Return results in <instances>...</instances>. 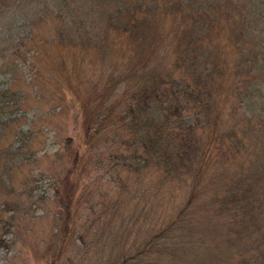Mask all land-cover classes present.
Listing matches in <instances>:
<instances>
[{"label": "rangeland", "instance_id": "1", "mask_svg": "<svg viewBox=\"0 0 264 264\" xmlns=\"http://www.w3.org/2000/svg\"><path fill=\"white\" fill-rule=\"evenodd\" d=\"M61 1L65 0H0V264L254 262L264 251L259 231L242 237L239 224L221 219L211 224L194 220L186 229L176 228L159 242L145 244L156 220L177 213L185 201V188L173 200L160 197L153 210H147V197H126L128 188L143 190L150 185L146 174L139 182L128 168L114 169L105 156L119 145L126 130H117L110 119L101 125L95 145L86 135L91 121H102L110 111L119 116L126 109L135 82L132 69L157 65L166 73L178 58L177 75L196 69L197 59L204 56L218 61L221 81L212 88L218 107L225 114L237 107L238 116L258 118L264 113V0H246L254 4L250 7L256 8L259 19L244 25L243 0H233L236 5L211 0L230 11H216L210 37L194 49L182 39L188 21L177 16L170 0H157L151 42L139 44L112 29L111 43L102 52L51 39L53 20L42 10H53ZM68 2L76 12L103 9L95 0ZM153 2L146 0V10ZM97 15L93 22L101 28L98 11ZM30 24L37 32L31 39L25 36ZM7 46L11 48L6 50ZM14 47L19 53H12ZM14 59L18 69L8 64ZM78 151L84 156L76 162L72 154ZM61 173L66 175L63 181L58 179ZM118 174L126 178L125 185ZM58 184L64 196L75 184L81 200L73 233H65L61 224L56 227L61 209ZM207 202L201 199L199 209ZM98 222L96 234L92 229Z\"/></svg>", "mask_w": 264, "mask_h": 264}, {"label": "trees", "instance_id": "2", "mask_svg": "<svg viewBox=\"0 0 264 264\" xmlns=\"http://www.w3.org/2000/svg\"><path fill=\"white\" fill-rule=\"evenodd\" d=\"M95 1L103 8L101 13L97 10L98 20L103 24L101 28L97 26L98 21L93 22L98 16L97 11L92 13L93 8L87 12H76L71 10L68 0L56 3L53 10L43 8L42 13L53 20L51 39L83 48L96 47L102 52L106 44L111 43L109 38L112 29L117 30L119 36H126L132 41L139 40V44L146 40L151 42L152 37H155L157 0L147 10L144 6L146 0ZM170 1L173 4L171 8L178 12L177 16L182 21H188L182 39L193 49L210 37L216 22V11H230V7L217 5L211 0H187L184 3L181 0ZM232 1L226 0L236 5ZM252 5L243 0L242 6L245 9L241 11L247 17L243 25L259 19L255 16L256 8L250 7ZM239 25L242 27L241 23ZM35 33L33 24H30L25 36L31 39ZM15 47L13 54L20 51ZM5 48L7 50L11 47ZM180 60L178 58L166 73L157 65L147 69L144 64L141 69H132L135 82L130 84L132 92L126 109L119 116L114 117L110 111L102 121H91L86 135L89 144L95 145L105 120L111 119V125L117 130H126L125 135L119 137V145L105 156L110 157V165L114 169L128 168L138 176L139 182L143 174H146L150 185L143 190L139 187L135 190L128 188L126 197H147L150 205L147 210H153L160 197L173 200L185 188V201L177 213L173 216L165 215V221L156 220L151 237L145 244L159 242L176 228L186 229L194 220L200 223L204 220L211 224L218 219L226 224H239L237 231L242 237H251L252 230L259 231L258 239L264 243V229L260 224L261 217H264V214L261 215L264 213V113L256 119L246 115L240 117L237 107H234L225 114L218 107L212 89L217 88L221 81L219 62L205 59L204 56L197 59L196 69L177 75L176 68ZM8 64L18 69L19 63L15 59ZM187 115L190 117L187 118ZM72 156L78 162L84 154L78 151ZM99 161L105 159L100 158ZM65 176L61 173L58 179L63 181ZM118 177L121 178L119 174ZM120 178L116 180L119 182ZM125 179L121 178L123 185L126 184ZM214 180H219V183L214 185ZM58 183L61 182L58 180ZM56 193L61 201L56 227L61 224L65 233H73L77 231L75 223L81 204L75 184L74 187L71 184L66 191L67 196L61 193L59 184ZM201 199L208 202L199 209ZM116 210L115 205L113 212ZM193 211L195 214L191 216ZM14 217L11 216V219ZM61 218L63 220L59 223ZM92 230L97 234L100 223H96ZM248 231L249 234H246ZM80 237L85 241L83 234ZM259 255L249 264H264V258L261 257L264 251Z\"/></svg>", "mask_w": 264, "mask_h": 264}]
</instances>
